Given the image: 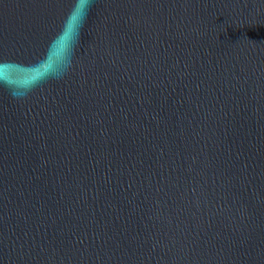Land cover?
<instances>
[{"label": "water", "instance_id": "1", "mask_svg": "<svg viewBox=\"0 0 264 264\" xmlns=\"http://www.w3.org/2000/svg\"><path fill=\"white\" fill-rule=\"evenodd\" d=\"M0 264H264V0H0Z\"/></svg>", "mask_w": 264, "mask_h": 264}]
</instances>
